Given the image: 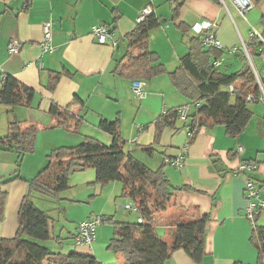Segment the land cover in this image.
<instances>
[{
	"label": "crops",
	"instance_id": "1",
	"mask_svg": "<svg viewBox=\"0 0 264 264\" xmlns=\"http://www.w3.org/2000/svg\"><path fill=\"white\" fill-rule=\"evenodd\" d=\"M254 3L242 17L229 3L225 9L216 0H185L177 19L171 20L167 0H0V80L9 74L34 90L29 107L9 108L0 104V137L7 133L12 119L18 120L21 127H37L33 152L19 156L13 146H0V179L16 171L29 179L45 166L46 156L52 149L77 145L85 137L110 145L111 135L100 130L98 122L101 118H118L121 137L126 142L124 149L133 151L134 155L147 154L142 147L152 146L154 152L149 156L158 154V166L166 158L173 160L186 146L179 167L171 163L164 166L173 187H190L188 191H174L173 202L177 208L197 206L200 214L209 216L201 262L196 263L183 250H176L164 264H232L235 261L255 264L257 251L249 242L251 223L244 216L247 205L244 186L247 177L264 183V154L242 147L239 144L241 133L230 137L223 126L216 124L201 126L188 143V130L179 119L174 126L163 128L158 143H154L157 117L165 110L188 104L189 100L177 91L167 73L143 81L142 97H137L131 90L132 80L113 72L116 61L126 50L124 36L135 27L137 16L145 8L160 21V25L149 32L148 48L158 55L167 72L176 69L180 58L187 53L188 39L195 35L191 25L205 20L215 23V37L223 48L221 58L216 60L219 67L231 69L236 60H241L233 71L239 70L247 61L242 44L247 48L255 38L250 36L252 31L262 37L264 34V0H254ZM45 22L50 24L51 31L52 49L49 51H42L40 47ZM99 23L112 30L111 40L104 44L98 43L91 34V27ZM180 23L188 27L187 34L181 32ZM9 39L19 41L18 54L8 53ZM234 47L235 52L226 51ZM255 55L262 57L263 64L264 50ZM53 72L62 74L50 89ZM74 97L83 104L72 109L74 116L82 118L73 132L57 127L49 108L52 103L65 106ZM255 111L251 110V120L256 116L264 121V114ZM245 161L254 162L255 170L237 172L239 164ZM68 185L70 190L78 192L70 195V199L90 204V210L78 218L76 224L94 216L135 221L127 216L136 211L127 207L133 204L121 196V184L116 181L106 185L96 183L93 168L71 174ZM0 190L5 192L0 238H10L17 229L18 209L28 191V183L16 179L0 184ZM59 209L66 210L62 206ZM175 211L176 208L170 207L155 216L154 228L159 236L167 232L165 217ZM257 223L264 225V209L259 212ZM108 224L96 228V238L90 248L75 246L71 239L60 246L54 244L53 251L88 253L102 264H123L122 257L107 248L113 235V226ZM64 230L61 225L58 233L62 238Z\"/></svg>",
	"mask_w": 264,
	"mask_h": 264
},
{
	"label": "trees",
	"instance_id": "2",
	"mask_svg": "<svg viewBox=\"0 0 264 264\" xmlns=\"http://www.w3.org/2000/svg\"><path fill=\"white\" fill-rule=\"evenodd\" d=\"M167 2L171 9V20L177 19L185 0ZM159 25V19L151 12L125 34L126 50L116 61L113 72L132 81H148L167 73L173 86L191 104L186 119L182 121L189 133L188 143L193 140L200 127L207 123L223 126L230 137L243 132L252 116L246 95L256 92L255 79L248 62L239 70L226 72L214 64L221 58L223 50L205 47L201 36L194 35L188 39V51L180 58L179 65L167 72L158 55L149 50L147 45L149 32ZM178 27L183 34H187L186 25L180 23ZM247 49L251 55L263 52L261 42L255 38L247 44ZM61 74L53 72L50 89L55 87ZM230 85L234 87L232 91L228 89ZM33 95L32 88L9 74L0 80L2 105L9 108L18 105L29 107ZM78 104L82 105L83 102L74 97L65 106L55 103L50 105L49 113L55 118L57 127L73 132L77 130L82 118L74 116L72 109ZM178 109L179 107L165 110L157 117L154 122V143H158L163 128L175 125ZM98 128L111 135L110 145L85 137L77 145L52 149L46 156L45 166L29 179H24L17 171L0 179V184H8L16 179L28 183V191L18 209L15 234L10 238H0V264H102L91 254L76 251L62 253L43 244L50 240L60 246L65 238L56 232L57 220L46 210L39 208L34 200L39 195L52 202L58 201L60 194L69 188V176L87 168L95 170V182L98 184L119 182L121 196L131 200L137 213L135 221L105 218L113 226V235L107 248L120 255L123 264H164L176 250H183L194 262L200 263L205 255L209 216L206 213L200 214L197 206L175 207L174 191H188L190 187L172 186L164 173V166L170 159L165 157L160 166L152 169L140 162L133 151H126L118 118H101ZM36 134V126L21 127L18 120L12 119L8 122L7 133L0 137V146H13L19 156H22L33 152ZM142 151L152 156L154 148L145 146ZM4 200L5 192L0 190V218ZM170 207L176 208V211L165 217L167 232L164 236H159L154 228L155 216L165 213ZM258 214L252 221L249 242L257 251L255 264H263L264 225L257 223ZM138 217H141L142 222L137 221ZM73 237L74 235H69L66 238ZM232 264L245 263L235 261Z\"/></svg>",
	"mask_w": 264,
	"mask_h": 264
},
{
	"label": "built area",
	"instance_id": "3",
	"mask_svg": "<svg viewBox=\"0 0 264 264\" xmlns=\"http://www.w3.org/2000/svg\"><path fill=\"white\" fill-rule=\"evenodd\" d=\"M220 5H222L225 9H227V3L231 4L236 8L238 13L244 17L245 14L254 7V0H216ZM150 11L145 8L143 9L139 15L137 16L136 21H142ZM215 23L205 20L202 22H194L191 25V30L197 36H201V41L205 47H213L216 49H222V46L219 40L215 37ZM42 32H43V41L40 44L42 51H49L52 49L50 46L51 41V31L50 24L45 22L42 24ZM91 34L94 36L96 41L100 44L107 43L111 40L112 31L108 25L104 23H99L91 27ZM251 37L257 38L261 42V48L264 50V38L257 32L252 31L250 33ZM7 51L10 55L18 54L20 51V43L17 40L9 39L7 42ZM241 49L244 51L248 65L253 73L255 84H256V92L249 93L246 95V101L248 103L254 102H263L264 103V62L262 64L261 72L256 68L252 56L246 48V45L242 44ZM237 50V48L226 49L228 53H233ZM215 65L219 64V61L214 62ZM142 86L143 81L134 80L132 81L131 90L133 94L137 97H142ZM229 91L234 89L233 85L228 87ZM191 108V104H185L179 107L178 109V119L183 121L186 119V116ZM238 150L241 151V147H238ZM187 148L182 147L180 153L173 159L169 160V163L174 167H179L184 160V156L186 154ZM256 164L252 161H245L239 164L237 168V172L242 173L245 171L251 172L255 170ZM244 195L247 200V205L244 210V216L249 220L252 225L253 218L256 214L264 209V183L252 178L247 177L245 180L244 186ZM129 208H133L127 205ZM102 217L94 216L82 221H79L76 224V230L73 237V244L75 246H83L90 248L92 243L96 238V228L102 223ZM138 222H142L141 217L137 218Z\"/></svg>",
	"mask_w": 264,
	"mask_h": 264
},
{
	"label": "rangeland",
	"instance_id": "4",
	"mask_svg": "<svg viewBox=\"0 0 264 264\" xmlns=\"http://www.w3.org/2000/svg\"><path fill=\"white\" fill-rule=\"evenodd\" d=\"M252 60L254 64L256 65V68L261 72L262 69V57L257 56V55H252ZM235 65L231 67V69H225L221 67L224 71L231 72L235 69H237L240 64L241 60H236ZM249 108L255 109L257 111H260V114H264V103L263 102H254V103H249ZM263 112V113H262ZM259 113V112H257ZM252 117V116H251ZM240 142L239 144L242 147H245L250 150L256 151V154L263 155L264 154V121L259 120L256 116L254 118L249 119L245 129L243 132L240 134ZM135 157L148 166L149 168L155 169L157 166L160 164V159L158 158V154H155L153 157H150L147 154L138 152ZM119 183V182H117ZM78 192L75 190H70L68 188L66 191L62 192L60 194V199L58 201H50L48 199H45L42 196L36 195L34 198L36 205L48 212V214L57 220V224L55 225V229L59 230L61 225H64V241L70 242L73 238H66L69 237V234L71 232H75V226L78 218L83 217L87 214V212L90 210V204L87 202H78L75 199H70V195H75ZM66 208L65 211L60 210V207ZM126 215V214H125ZM129 219L135 220V217L137 214L135 212H132L130 214H127ZM104 222L101 224L102 226H107L109 225L105 218L103 217ZM100 225V226H101ZM98 226V228L100 227ZM74 230V231H73ZM70 232V233H69ZM43 244L47 245L50 247L52 250L54 249V242L53 241H45ZM59 246V245H58Z\"/></svg>",
	"mask_w": 264,
	"mask_h": 264
}]
</instances>
